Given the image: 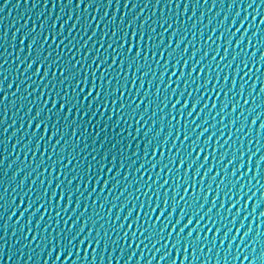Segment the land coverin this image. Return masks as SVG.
Segmentation results:
<instances>
[{
    "label": "water",
    "instance_id": "95a60500",
    "mask_svg": "<svg viewBox=\"0 0 264 264\" xmlns=\"http://www.w3.org/2000/svg\"><path fill=\"white\" fill-rule=\"evenodd\" d=\"M0 264H264V0H0Z\"/></svg>",
    "mask_w": 264,
    "mask_h": 264
}]
</instances>
